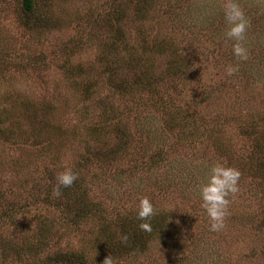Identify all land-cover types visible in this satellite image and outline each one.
I'll return each instance as SVG.
<instances>
[{
  "label": "rangeland",
  "instance_id": "rangeland-1",
  "mask_svg": "<svg viewBox=\"0 0 264 264\" xmlns=\"http://www.w3.org/2000/svg\"><path fill=\"white\" fill-rule=\"evenodd\" d=\"M239 4L246 61L227 0H0V264H103L97 240L144 197L166 227L113 264H264V0ZM217 162L241 176L213 232L199 186ZM65 168L100 219L54 202Z\"/></svg>",
  "mask_w": 264,
  "mask_h": 264
},
{
  "label": "clouds",
  "instance_id": "clouds-1",
  "mask_svg": "<svg viewBox=\"0 0 264 264\" xmlns=\"http://www.w3.org/2000/svg\"><path fill=\"white\" fill-rule=\"evenodd\" d=\"M224 19L227 30L224 35L234 41L233 55L237 60L246 61L248 59V49L244 46L243 41L246 37V31L249 21L245 12L239 4V0H227V6L224 9ZM227 74L231 76L238 71V65H229L226 69ZM240 171L224 163H213L210 166L209 174L206 181L199 186L202 207L205 209L210 221V231L218 232L225 227V217L228 214V207L240 191L239 180ZM57 185L53 189V195H61V187H70L77 179V174L71 168H65L64 171L57 174ZM158 214L149 198L140 199L136 217L140 222L139 228L145 232H151L152 227L149 218ZM127 241V236L122 238ZM103 264H113L111 256L103 261Z\"/></svg>",
  "mask_w": 264,
  "mask_h": 264
},
{
  "label": "trees",
  "instance_id": "trees-1",
  "mask_svg": "<svg viewBox=\"0 0 264 264\" xmlns=\"http://www.w3.org/2000/svg\"><path fill=\"white\" fill-rule=\"evenodd\" d=\"M37 3V0H22V4L25 8L26 11H33L35 5ZM115 20L117 21H122L123 16L122 14H118L115 18ZM112 28L117 29L118 31H121L120 34H122L123 31V27L121 25L118 24H112ZM259 141L257 142L256 146H255V155H261L262 153H264V140L260 138V136L258 137ZM125 145L123 144L119 147H116L115 150H113L111 152V156L116 157V155H118L119 153L122 152V148L124 149ZM118 158V157H116ZM158 163V160L156 161L155 164ZM78 183V180H75L74 183L67 188L61 187V195L57 196L54 199V202L56 200H58L60 198V201L62 199L63 196L67 197L68 199V203L67 205L70 207V212L73 213V215L77 218H79L80 220H83L84 218L90 217V213H92L93 218L94 217H98L99 219L102 217V215H98L100 214V210L101 208L98 207L97 205H94V203H90L88 200L85 199V196H83L81 194V192L77 193L76 192V184ZM73 201V202H72ZM94 205V206H93ZM102 214V213H101ZM65 215H67L65 213ZM161 216V215H160ZM167 221V217L162 216L161 219L159 220L158 217H151L149 218V222L151 224L152 227V231L151 232H145L143 230H141L139 228V224L141 221H139L136 217V214H126L122 217V220L120 223L117 222L118 227L120 229V238H117L116 235L112 236L111 231L109 229H107L106 233L103 231L102 234L106 235L108 240H103V242H99L97 240L96 245L99 248H102L105 251H107L109 254H106V256H111L112 259H114V254H118V252H116L117 247H122L123 246V236H129L130 238L129 241L133 242V239L136 238H140L141 239V244H144L146 241L150 240L151 237L157 232V231H161L164 230V228L166 227L165 222ZM115 223V222H114ZM105 227H110V225L107 223ZM130 234V235H129ZM112 237H114L113 240ZM130 242H126V244L124 246H128ZM138 244V243H137ZM8 247V246H7ZM137 247V246H136ZM129 250H126L125 252H127ZM127 253H124V255ZM80 258L77 257L75 261H78ZM65 262V260H64ZM68 263H72L71 261H68Z\"/></svg>",
  "mask_w": 264,
  "mask_h": 264
}]
</instances>
